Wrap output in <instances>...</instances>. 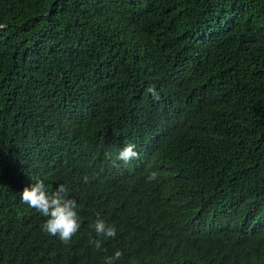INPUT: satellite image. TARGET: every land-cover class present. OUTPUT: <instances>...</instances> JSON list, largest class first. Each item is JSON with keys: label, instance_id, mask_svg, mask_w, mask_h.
I'll list each match as a JSON object with an SVG mask.
<instances>
[{"label": "trees", "instance_id": "1", "mask_svg": "<svg viewBox=\"0 0 264 264\" xmlns=\"http://www.w3.org/2000/svg\"><path fill=\"white\" fill-rule=\"evenodd\" d=\"M37 180L77 201L70 244L20 199ZM116 250L264 264V0H0V264Z\"/></svg>", "mask_w": 264, "mask_h": 264}, {"label": "clouds", "instance_id": "2", "mask_svg": "<svg viewBox=\"0 0 264 264\" xmlns=\"http://www.w3.org/2000/svg\"><path fill=\"white\" fill-rule=\"evenodd\" d=\"M154 100L159 96L152 87L148 89ZM108 158H112V153H108ZM139 153L136 151V145L128 143L115 154V159L125 164L139 159ZM158 179L157 172H151L148 182ZM20 199L27 204L29 208L35 209L41 216L46 219L41 224V230L49 236L58 237L64 244H70L72 238L81 228V217L78 213L77 201L69 197V189L65 184L60 183L54 190L49 189L41 180H37L30 186L25 187L20 193ZM97 239L91 240L90 243L97 251L107 252L103 248L105 241L114 239L117 235L115 225L106 223L97 214V218L92 225ZM123 256L122 251L116 250L112 255H105L104 264H116Z\"/></svg>", "mask_w": 264, "mask_h": 264}]
</instances>
